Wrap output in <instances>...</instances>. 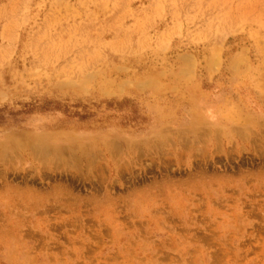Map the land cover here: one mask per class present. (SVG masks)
<instances>
[{"label": "rangeland", "instance_id": "obj_1", "mask_svg": "<svg viewBox=\"0 0 264 264\" xmlns=\"http://www.w3.org/2000/svg\"><path fill=\"white\" fill-rule=\"evenodd\" d=\"M0 264H264V0H0Z\"/></svg>", "mask_w": 264, "mask_h": 264}]
</instances>
